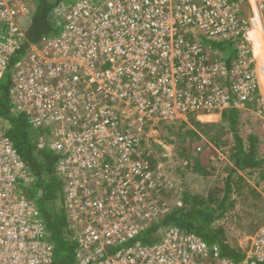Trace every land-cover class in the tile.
Returning a JSON list of instances; mask_svg holds the SVG:
<instances>
[{
	"label": "built area",
	"instance_id": "1",
	"mask_svg": "<svg viewBox=\"0 0 264 264\" xmlns=\"http://www.w3.org/2000/svg\"><path fill=\"white\" fill-rule=\"evenodd\" d=\"M242 1L59 0L53 12L61 30L30 43L12 63L37 0H0V80L12 70L14 107L34 126L51 128L78 264H264V224L240 259L176 226L154 243L120 247L168 211L149 191L160 166L152 169L142 128L117 127L131 115L129 105L147 110L143 123L171 119L174 107L178 119L260 101L256 61L240 40L249 29ZM210 39L233 41L237 55L227 62ZM32 181L0 118V264H55L46 220L25 193Z\"/></svg>",
	"mask_w": 264,
	"mask_h": 264
},
{
	"label": "rangeland",
	"instance_id": "2",
	"mask_svg": "<svg viewBox=\"0 0 264 264\" xmlns=\"http://www.w3.org/2000/svg\"><path fill=\"white\" fill-rule=\"evenodd\" d=\"M242 10L243 27L248 23V33L240 40L250 48L251 56L256 61L255 67L258 74V62L264 65L261 53L264 50V0H243L240 4ZM258 29L255 33L254 30ZM259 40L263 50L256 51L255 40ZM238 43H241L240 41ZM218 52V51H217ZM207 53L204 56L207 62H215L220 53ZM179 64L180 60H176ZM165 69V64L160 63L158 70ZM151 73L149 72V75ZM262 74V73H261ZM196 74H191L195 76ZM160 77V74H156ZM259 80V74H258ZM222 82V87H229L230 82L217 78ZM193 82V80H192ZM180 88H184L180 86ZM194 90V89H193ZM260 101L255 99L239 112L238 132L245 138L251 132L257 133L261 140V150L264 151V94L258 89ZM131 115L128 110L126 117L119 122V129L140 130L144 139L143 146L153 150L152 169L160 166L149 181V191L157 199L158 206L170 210L182 204V195L185 188L190 187L197 192H203L205 187L212 183L223 185L229 173V166L234 164L229 160L231 148L234 145V127L222 116L221 111H196L187 114L184 118H175V107L169 114L171 119L138 121L141 114L145 116L146 109L132 104ZM18 112L23 113L17 107ZM215 114L216 117L206 115ZM175 118V119H172ZM40 135V130L34 129L33 137ZM40 137V136H39ZM160 144V146H157ZM200 168L202 171H199ZM244 176L242 184L239 176L234 175V191L230 196L233 204L221 216L216 225L223 226L233 246L245 251L250 247L252 234L264 224V177L259 170L253 173L238 171ZM235 180V181H234ZM240 186H243L241 189ZM36 199V198H34ZM39 200V199H38ZM36 200V201H38ZM38 203V202H37ZM42 201L38 205H42ZM181 206V205H179ZM41 209V208H40ZM166 227L160 229L161 237Z\"/></svg>",
	"mask_w": 264,
	"mask_h": 264
},
{
	"label": "trees",
	"instance_id": "3",
	"mask_svg": "<svg viewBox=\"0 0 264 264\" xmlns=\"http://www.w3.org/2000/svg\"><path fill=\"white\" fill-rule=\"evenodd\" d=\"M57 2L59 0H37L28 37L12 63L25 53L30 43H38L44 37L57 34L61 30L62 20L53 12ZM209 43L224 53V59L227 62L234 59L238 53L233 41L210 39ZM11 72L12 70H9L0 80V118L3 120L6 132L31 170L33 181L25 187V193L28 197L39 199L38 204L40 200L43 203L39 206L50 232V240L55 246V264H78L77 241L73 229L68 224L64 206L65 183L57 170V163L62 154L48 143L51 138L50 127L34 126L26 114L15 109L10 97ZM208 116L216 117L215 114L206 115L210 118ZM222 116L231 123L235 131V143L229 158L234 165L229 166L230 171L225 183L220 186L219 183L209 184L203 192H197L190 187L185 188L181 206L178 205L164 212L145 230L121 244L120 247L127 246L138 239L147 244L154 243L161 238L160 229L176 226L198 234L209 244H216L225 257L231 259L243 257L245 251L233 246L226 229L216 225L215 221L233 204L230 196L234 191V175L239 176L238 181L241 184L245 180L238 171L253 173L259 170L261 177H264V151L261 150V140L257 133L251 132L244 138L237 131L240 120L236 108L223 110ZM34 129L40 130V135L35 138L33 137ZM199 171L202 169L200 168ZM242 187L240 186L239 189Z\"/></svg>",
	"mask_w": 264,
	"mask_h": 264
},
{
	"label": "bare ground",
	"instance_id": "4",
	"mask_svg": "<svg viewBox=\"0 0 264 264\" xmlns=\"http://www.w3.org/2000/svg\"><path fill=\"white\" fill-rule=\"evenodd\" d=\"M257 31H258V29H255V30H254L255 33H256ZM254 40H255L254 42H256L255 45L257 46V47H256V51H257L258 53H260V50H263V49L261 48L262 46H260V44H259V42H261V41L256 40V39H254ZM261 57L264 58V50H263V52L261 53ZM263 62H264V61H263ZM261 65H262V64H259V62H258V74H259L260 88H261L262 93L264 94V65L262 66V70H261ZM261 73H262V74H261Z\"/></svg>",
	"mask_w": 264,
	"mask_h": 264
}]
</instances>
